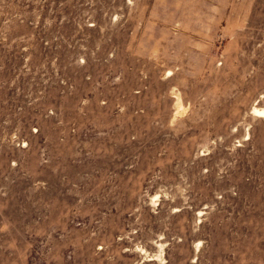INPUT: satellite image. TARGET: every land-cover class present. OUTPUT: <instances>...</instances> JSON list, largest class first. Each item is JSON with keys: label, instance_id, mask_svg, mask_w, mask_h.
Segmentation results:
<instances>
[{"label": "rangeland", "instance_id": "obj_1", "mask_svg": "<svg viewBox=\"0 0 264 264\" xmlns=\"http://www.w3.org/2000/svg\"><path fill=\"white\" fill-rule=\"evenodd\" d=\"M253 108L264 0H0V264H264Z\"/></svg>", "mask_w": 264, "mask_h": 264}, {"label": "bare ground", "instance_id": "obj_2", "mask_svg": "<svg viewBox=\"0 0 264 264\" xmlns=\"http://www.w3.org/2000/svg\"><path fill=\"white\" fill-rule=\"evenodd\" d=\"M176 102L179 103L180 101H176ZM177 103H176V105H177ZM181 109H182V111H183V108L181 107V104H178V106H177L178 113H180L179 111H181ZM177 110H176V111H177ZM253 110H254V108H253ZM255 110H256V111H255ZM255 110H254V112H256L257 114H259L260 117H261V116L264 117V111H263V110H259L258 108L255 109ZM256 113H255V115H256Z\"/></svg>", "mask_w": 264, "mask_h": 264}]
</instances>
